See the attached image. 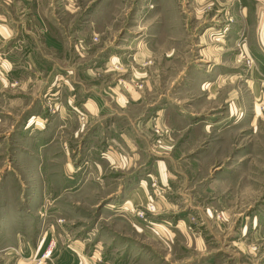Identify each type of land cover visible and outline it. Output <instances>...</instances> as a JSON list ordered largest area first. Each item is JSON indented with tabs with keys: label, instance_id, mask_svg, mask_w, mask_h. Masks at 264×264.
<instances>
[{
	"label": "rangeland",
	"instance_id": "obj_1",
	"mask_svg": "<svg viewBox=\"0 0 264 264\" xmlns=\"http://www.w3.org/2000/svg\"><path fill=\"white\" fill-rule=\"evenodd\" d=\"M5 4L16 0H0V10ZM42 7L44 30L70 47V63L89 72L86 84L145 88L153 115L171 113L170 151L182 173L172 193L152 180L169 208L158 209L153 195L124 209L131 189L115 193L127 177L100 158L101 127L85 117L61 128L60 98L42 108L50 99L37 84L35 104L53 114L54 126L34 128L28 96L0 122V264H68L55 259L59 245L83 252L75 264H264V85L258 91L249 82L256 66L249 43L264 0H47ZM17 87L18 95L28 91ZM113 120L129 129L125 116Z\"/></svg>",
	"mask_w": 264,
	"mask_h": 264
},
{
	"label": "crops",
	"instance_id": "obj_2",
	"mask_svg": "<svg viewBox=\"0 0 264 264\" xmlns=\"http://www.w3.org/2000/svg\"><path fill=\"white\" fill-rule=\"evenodd\" d=\"M33 1L16 0V7L11 8L5 4L6 6L2 5L4 9L0 10V101L1 108L6 109L0 111V122L7 120L6 116L11 114L7 109H11L18 96H28L31 97L33 106L29 104L25 112L28 111L31 124L34 128H43V125L46 130L52 128L53 114L50 119L49 116H43L42 109L35 104L38 96L36 86L43 83L44 96H48L50 101L44 103L42 108L60 98L61 104L56 106L59 108L57 115L61 120V128L72 122H80V114H84L95 129L101 127L96 130V134H102L101 138L107 145H103L106 148L102 150L100 158L107 160L106 168L114 169L127 177L122 182L123 187L119 186L115 193L131 189L124 198V209L143 207L153 200V195L157 199L158 209L162 204L169 208L168 201L165 203L164 197L156 194L152 180L158 183V187L165 186L164 190L171 189L172 193L174 178L177 177V172L182 173L170 151L174 144L170 132L172 128L165 121H169L171 113L163 115L160 112L164 109H159L157 115H153L144 96L147 91L145 88L140 90L132 85L127 89L119 85L105 88L96 80L91 85L86 84L83 77L88 76L89 72L70 63V47L59 42V38L53 33L47 34L45 31L44 15L48 10L42 5L47 0H36L40 8L35 10L30 5ZM243 8L247 16L248 9ZM258 15L259 21L249 43L250 52L256 61L249 82L251 88L261 91L260 81L264 85V11L258 9ZM70 81H75L77 85H72ZM26 82L29 88L24 86ZM20 84L28 90L27 93L16 94V87ZM166 111L170 110L167 108ZM180 113L182 112L175 111L186 122V117ZM118 116L127 118L129 129L122 128L113 120ZM105 120L107 121L104 122ZM202 122L208 126V121ZM211 124L209 126L212 127ZM94 163L100 177L101 162ZM68 165L69 163L66 170ZM51 174L48 172V175ZM66 174L68 175L67 171ZM70 246L72 245H59L54 253L55 259H67L68 264L79 262L83 252L80 255L77 254L79 251L74 254Z\"/></svg>",
	"mask_w": 264,
	"mask_h": 264
},
{
	"label": "built area",
	"instance_id": "obj_3",
	"mask_svg": "<svg viewBox=\"0 0 264 264\" xmlns=\"http://www.w3.org/2000/svg\"><path fill=\"white\" fill-rule=\"evenodd\" d=\"M252 62V59H247V63L248 64H250ZM84 118H85V115L84 114H80V119H82V120H84ZM147 208H151V210H153V209H155V207H154V204H150ZM147 208H141L138 212H139V214L141 215V216H143L144 215V213H145V210L147 209ZM49 254H51V250H49V252H48ZM48 254V255H49Z\"/></svg>",
	"mask_w": 264,
	"mask_h": 264
}]
</instances>
